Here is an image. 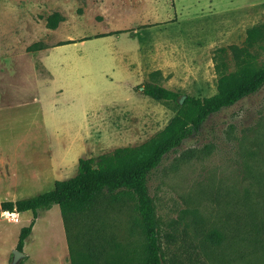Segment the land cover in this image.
Returning a JSON list of instances; mask_svg holds the SVG:
<instances>
[{
	"label": "rangeland",
	"instance_id": "rangeland-1",
	"mask_svg": "<svg viewBox=\"0 0 264 264\" xmlns=\"http://www.w3.org/2000/svg\"><path fill=\"white\" fill-rule=\"evenodd\" d=\"M52 12L64 20L48 30ZM261 24L264 0H0V203L50 191L79 158L154 138L182 96L215 93L235 69L227 48ZM249 52L260 65L264 39ZM150 84L177 97L152 100ZM147 191L162 264H264V84L163 155ZM134 217L126 202L100 206L71 231L96 229L121 254L142 239ZM30 218L0 211V264ZM21 252L16 264H69L56 206L37 212Z\"/></svg>",
	"mask_w": 264,
	"mask_h": 264
},
{
	"label": "trees",
	"instance_id": "trees-1",
	"mask_svg": "<svg viewBox=\"0 0 264 264\" xmlns=\"http://www.w3.org/2000/svg\"><path fill=\"white\" fill-rule=\"evenodd\" d=\"M63 20L61 14L52 12L45 18V28L54 30ZM100 36L104 35L97 37ZM262 39L264 24L246 31L243 47L229 46L227 49L235 61L234 71L225 74L219 72L213 95L204 98L186 96L180 104L177 102V111L154 138L134 148H117L96 159L79 158L75 175L64 181H55L50 191L13 202H1V212H29L31 215L28 224L20 228L14 249L22 250L37 212L56 206L67 242L69 264H162L157 220L147 191L148 175L157 167L163 155L178 147L209 115L262 87L264 60L256 66V55L249 52ZM44 48L40 43H33L27 50ZM220 52L224 53V49H220ZM142 93L152 100L174 101L177 97L174 92L154 84L143 87ZM122 202L131 205L135 215L132 224L142 237L138 246L128 252L116 253L114 246L96 229L87 227L84 234H73L71 231V227L92 215L100 206ZM210 237L213 242L218 241L216 233H211ZM72 238L76 240H73L74 245L71 244ZM79 242L80 249H75Z\"/></svg>",
	"mask_w": 264,
	"mask_h": 264
},
{
	"label": "water",
	"instance_id": "water-1",
	"mask_svg": "<svg viewBox=\"0 0 264 264\" xmlns=\"http://www.w3.org/2000/svg\"><path fill=\"white\" fill-rule=\"evenodd\" d=\"M183 96L178 100L180 104L183 100ZM23 257V253L21 251H17L16 249L11 250V259L9 264H16L17 261Z\"/></svg>",
	"mask_w": 264,
	"mask_h": 264
},
{
	"label": "crops",
	"instance_id": "crops-1",
	"mask_svg": "<svg viewBox=\"0 0 264 264\" xmlns=\"http://www.w3.org/2000/svg\"><path fill=\"white\" fill-rule=\"evenodd\" d=\"M46 48H44V50H45ZM43 49H41V50H38V51H42ZM37 51V52H38ZM35 95L33 96V97H31V99H32V101H34L35 100ZM25 101V100H24ZM17 106H20V103L19 104H17ZM5 109V108H4ZM54 183V182H53ZM53 186V185H52ZM38 195V194H37ZM35 196V195H34ZM10 214H13V213H10ZM15 214V213H14ZM25 256V254L23 253V257ZM26 257V256H25ZM59 260V259H58ZM58 264H62V262L59 260V263Z\"/></svg>",
	"mask_w": 264,
	"mask_h": 264
}]
</instances>
